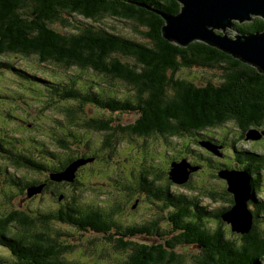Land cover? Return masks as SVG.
<instances>
[{"label": "trees", "instance_id": "trees-1", "mask_svg": "<svg viewBox=\"0 0 264 264\" xmlns=\"http://www.w3.org/2000/svg\"><path fill=\"white\" fill-rule=\"evenodd\" d=\"M180 9L178 0H0V72L12 70L26 85L37 82L47 93L38 112L30 113L19 102L2 106L5 119L0 123V137L9 144L8 149L2 147L0 177L25 191L27 198L49 192L61 204L34 212L20 206L0 209V247L10 256L0 253V264H86L66 257L78 237L63 231L62 224L81 234H102L105 243L124 252L119 264H182L185 257L176 251L182 245L187 250L195 247V264H264V230L259 231L264 223V151L251 145L264 143V135L247 139L250 130L264 131V73L206 42L197 40L182 47L166 39L165 19L157 12L175 15ZM106 18L129 23L141 38L110 30L102 22ZM234 31H264V19L235 22ZM13 57L29 65L14 68ZM35 65L43 71L49 66L61 71L48 73L46 80L30 74L28 68L37 69ZM192 69L216 76L204 75L200 82L181 76ZM1 73L0 100L6 101L9 85ZM88 107L96 113L91 116ZM17 110L34 118L51 110L62 115L60 121H52L46 137L57 146V153L44 147L46 138L36 139L43 146L41 161L32 159L26 137H11L10 130L20 129L5 128L4 122L26 121L15 114ZM89 131L104 134L100 144L85 138ZM126 137L163 140L165 150L169 149L170 157L161 154L164 163L159 158V164H148L147 156L138 160L135 172L121 183L126 194L138 193L167 213L172 226L168 233L157 219L123 225L115 219L116 207L108 210L107 205L81 203L74 193H61V185L78 187V172L74 182L51 178L75 160H87L78 171L100 162L106 150H116L121 143L117 139ZM208 142L219 153L202 145ZM246 143H251L249 148L244 147ZM56 157L61 160L57 162ZM183 159L200 169L179 185L170 180L168 169ZM8 163L14 170L44 173V181L33 178L21 183L20 175L9 172ZM226 169L251 175L253 226L246 234L235 232L241 235L240 243L222 217L235 204L219 175ZM207 171L225 184L195 186L193 179ZM42 184V192L28 197L30 187ZM181 188L185 192L178 191ZM3 195L11 202L6 192ZM205 200L222 206L210 208ZM139 236H155L159 241L151 244L137 240Z\"/></svg>", "mask_w": 264, "mask_h": 264}, {"label": "rangeland", "instance_id": "rangeland-1", "mask_svg": "<svg viewBox=\"0 0 264 264\" xmlns=\"http://www.w3.org/2000/svg\"><path fill=\"white\" fill-rule=\"evenodd\" d=\"M81 19V18H79ZM103 24H106V26L112 30L119 33H122L123 35L129 36V37H138L141 38V36L138 34V32L134 31L133 26L129 23H126L124 21H120L113 18H106L103 19ZM54 27L59 28V24L54 23L52 24ZM59 25V26H58ZM228 33L231 37L235 36L234 30H229ZM3 60V59H2ZM5 60V59H4ZM3 60V61H4ZM9 60V59H6ZM10 61V60H9ZM29 61V60H28ZM12 62L14 63V68H26L27 61L25 59L20 60L18 58L13 57ZM30 62V61H29ZM32 68H28L31 71L30 74H33L37 77H40L42 79L49 80L48 73H60L61 70H56V68H53L51 66L44 67V71L41 70L39 66ZM35 69V70H34ZM37 71V72H35ZM78 71V70H74ZM7 72V73H5ZM3 71L2 78L5 79L6 84L9 85L8 88V94L10 95L6 100H0V123L3 124V121L5 119V112H2V106L7 102L9 103H17L18 105H21L25 109H30V113L32 111L38 112V109L43 108L44 102L47 101V93L44 91L43 86L29 82L28 85H26L22 79L19 80V76L13 74L12 70H5ZM79 72V71H78ZM215 72H211L208 74V71H204L201 69H192V70H184L181 74L182 77L189 78L191 80H194L196 82H200L201 79H203L204 75H215ZM32 76V75H31ZM30 76V77H31ZM216 76V75H215ZM11 77V78H10ZM217 77L214 78V80ZM39 80L38 78H34V81ZM85 81V77L82 79ZM86 82V81H85ZM3 84V83H2ZM1 84V87H3ZM30 86L33 88L31 89ZM42 87V88H41ZM1 91V90H0ZM25 92L27 94H25ZM20 94H24L23 97H21ZM4 95V94H3ZM44 96V97H43ZM2 97V96H0ZM87 110L90 112V115H94L96 111L90 107L87 108ZM44 112L43 114H39L37 118H34L32 116H29L27 113L23 111L17 110L15 113L16 115H19L21 117H24L26 119L25 122L21 123L19 119H15L12 121V123L9 124V122L5 121L4 125H7L5 128H9L10 126L15 129H20L19 132L15 133L11 130V137H26L24 138V141L30 143L29 148L32 150V159H38V161H41L40 158V152L39 149H42V144L35 142L36 139L38 140H44L46 137H49L48 134H50L49 129L52 127V121L62 119V115L55 111L51 110ZM55 114V115H54ZM128 116H124L125 119L128 118ZM7 119V118H6ZM33 120V122H31ZM32 123V125L28 123ZM51 122V125L49 124ZM219 131V130H213V132ZM224 133V132H222ZM45 136V137H44ZM85 138H91L92 141H94L96 144H100L102 139H104L103 133L98 132H88V134H85ZM47 139V138H46ZM132 137H126L122 140L117 139L118 145L116 146V150L111 152V150H106L105 158L101 160L100 162H97L96 164H88L86 165L82 170L77 171L79 178L78 182L79 185L72 186L70 184L67 185H61L60 190L61 193H65L66 195L74 193L77 196V199L81 203L85 204H95L99 203L98 205L106 206L107 209H113L116 207L117 212L115 214V219L118 220L123 225H130L134 224L136 222H146L149 219H157L159 222L160 227L166 228V233L170 232L172 229L171 224L169 223L167 219V213H162L158 208H156L152 202L147 200L146 198L142 197L138 193H133L131 195L126 194L124 192L122 187V181L125 178H130V172L137 166L138 160L142 162V159H145L144 156H147L148 158L147 163L148 164H154L157 165L161 161L164 163L165 159L161 157V154H166L167 156H171L170 153H168L169 149L167 151L165 150V142L163 140H154L150 139L149 141H144L142 139H139L138 137L133 138ZM115 139V142H117ZM144 144L145 152L143 148L141 147L142 144ZM121 144V145H120ZM251 144V143H250ZM249 143L244 144V147H250ZM256 147L259 151H264V143H258V144H251ZM45 148H48V150L52 151L53 154L57 153V146L54 145L50 140L47 139V146H44ZM84 150V149H83ZM81 151V150H79ZM153 155V157H152ZM230 155V154H229ZM139 158V159H138ZM160 158V159H159ZM166 158V157H165ZM56 161H60V157H56ZM217 160V161H216ZM216 163H223V161L216 159ZM230 163V162H229ZM9 164V163H8ZM9 172L15 173L21 176L20 181L21 183L27 182L28 180H31L33 178L40 179L41 181H44V173L36 172L34 170L29 169H15L11 167L9 164ZM170 169H168L169 171ZM214 174V173H213ZM47 178V177H46ZM132 178V177H131ZM6 177L1 176L0 177V209L2 210H9L12 208H18L19 206L23 209L25 208L27 211L34 212L41 208L42 206L47 207V209H55L57 207H60L61 204L58 202V199H55L51 196L49 192L45 193L44 195L35 196L34 198H27L24 194L21 193L23 191H20L16 185L10 184L6 182ZM194 180V185L197 187H201V184H209L212 185V183H219V184H225L224 181H219L218 179L214 178L212 175V172L207 171L206 173H202L201 175H197ZM262 183L264 187V174L262 177ZM18 185V184H17ZM20 186V185H19ZM21 187V186H20ZM176 190V189H175ZM186 189L181 188L178 191L185 192ZM75 191V192H74ZM6 192L7 195L10 196V201L6 200L3 193ZM264 200V197H263ZM108 204H110L108 206ZM204 205L210 206V208H217L221 207L222 203H210L208 200H205ZM161 213V215L159 214ZM260 230H264V223L263 225H259ZM227 228L231 230L230 224L227 225ZM62 230L67 233H73L78 238L73 241L75 248L71 250V252L67 253L66 257L71 261H77L80 263H86V264H119L123 260L124 252L115 250V247L113 244L105 243V239L102 234L94 233V232H85L83 234L79 233V231H75L73 228L66 226L65 224H62ZM262 230V231H263ZM162 231V230H161ZM235 233V232H234ZM232 235V237L236 238L237 241L240 243V234ZM102 235V236H101ZM96 240V242H93ZM135 239V238H134ZM137 240L146 241L147 243L156 244L159 240L155 238V236L152 237H137ZM183 246V245H182ZM177 247V252L183 253L185 260L182 264H195L193 255L195 251V247L190 248V250H187L185 247ZM0 253L5 255L7 258H9V253L6 249H3L0 247ZM0 254V257L2 256Z\"/></svg>", "mask_w": 264, "mask_h": 264}, {"label": "water", "instance_id": "water-1", "mask_svg": "<svg viewBox=\"0 0 264 264\" xmlns=\"http://www.w3.org/2000/svg\"><path fill=\"white\" fill-rule=\"evenodd\" d=\"M181 4L179 13L166 14L157 12L165 19L162 27L163 36L170 42L186 47L190 43L200 40L215 46L241 61L248 63L264 73V31L245 34L235 31L231 37L228 31L234 30V23L251 21L255 17L264 19V0H178ZM131 3V2H129ZM136 4L150 9L146 5ZM152 10V9H150ZM264 131L250 130L248 140H259ZM203 143L209 150L219 153L212 143ZM87 160H75L63 171L51 174L54 181L74 182L78 169ZM200 169L193 166L186 159L173 162L169 170V178L175 183H186L191 174ZM220 177L226 180L228 191L233 195L235 204L223 219L230 224L234 232L246 234L253 226V214L249 208L252 199L251 175L242 170H221ZM44 185L30 187L28 197L42 192Z\"/></svg>", "mask_w": 264, "mask_h": 264}, {"label": "flooded vegetation", "instance_id": "flooded-vegetation-1", "mask_svg": "<svg viewBox=\"0 0 264 264\" xmlns=\"http://www.w3.org/2000/svg\"><path fill=\"white\" fill-rule=\"evenodd\" d=\"M9 133H11V131H9ZM8 144L6 140L2 141V137H0V158L2 157V147L7 148L8 149ZM9 149H12V147H9ZM6 151V150H5ZM49 182H47L48 184Z\"/></svg>", "mask_w": 264, "mask_h": 264}]
</instances>
